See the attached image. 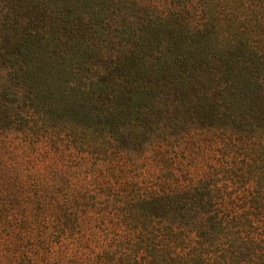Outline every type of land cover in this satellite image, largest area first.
I'll return each mask as SVG.
<instances>
[{
  "label": "trees",
  "instance_id": "1",
  "mask_svg": "<svg viewBox=\"0 0 264 264\" xmlns=\"http://www.w3.org/2000/svg\"><path fill=\"white\" fill-rule=\"evenodd\" d=\"M0 13L20 38L0 50V264H264V0ZM213 133L240 164L162 176L183 170L163 147ZM150 153L163 185L139 176Z\"/></svg>",
  "mask_w": 264,
  "mask_h": 264
},
{
  "label": "rangeland",
  "instance_id": "2",
  "mask_svg": "<svg viewBox=\"0 0 264 264\" xmlns=\"http://www.w3.org/2000/svg\"><path fill=\"white\" fill-rule=\"evenodd\" d=\"M25 6H29L31 9H33L29 5V3L25 4ZM6 19L13 23L12 17H7L4 14L0 13V37H5L9 41L8 43H6L7 40L5 42L3 40H0V50L2 51L3 49H5L6 45H8L9 43H16L17 38L20 39L18 32L14 30L15 25L11 27L12 23L10 25V23ZM6 76H0V80H5ZM78 76L83 77L82 74ZM224 143L227 146H223ZM177 146L178 147L175 149L176 152L173 151L172 147L170 146L162 148L164 149L163 152L165 153H171L175 155L177 154L179 157H181L179 158V160L183 165L182 171L172 173L169 169H166V172L164 174L161 172V175L163 174L162 176H165L166 179L175 183H180L182 181L184 182L186 179H190L191 177L189 175L194 174L195 171H198H188V169H193V165L195 164L199 168H204L206 165L214 166V164L217 165L219 162L221 163L222 160L227 162L229 159H231L232 161L234 159L236 162H238V164H240L239 157L242 153L239 149L240 147L236 144L232 145V143L226 142V137L224 138V136L221 134H207V136L205 137L193 135L191 136L189 149H183L184 145H182V143L178 144ZM247 148L250 158H253V155L255 153L254 149L258 148L257 143L255 141H251L250 144H247ZM149 155L151 156L149 158L146 157L144 162H139V176L142 178L143 182L152 187H154L155 185H163L160 184L159 181V178L161 179L162 177H159V165H157L156 162L152 160V156L154 154L150 153ZM182 157L187 158L188 161H183ZM165 166L166 165H164V167ZM133 167L134 165H131L130 163L127 164L125 167L126 172L130 174L131 171L134 170ZM234 177L236 188H238L241 185L240 180L236 176ZM168 184L169 183H167V185Z\"/></svg>",
  "mask_w": 264,
  "mask_h": 264
}]
</instances>
